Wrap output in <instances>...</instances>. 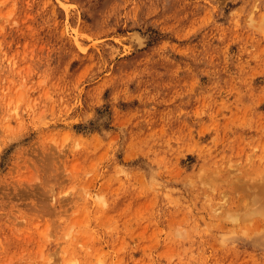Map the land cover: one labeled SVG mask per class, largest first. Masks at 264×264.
<instances>
[{"label": "rangeland", "instance_id": "obj_1", "mask_svg": "<svg viewBox=\"0 0 264 264\" xmlns=\"http://www.w3.org/2000/svg\"><path fill=\"white\" fill-rule=\"evenodd\" d=\"M0 264H264V0H0Z\"/></svg>", "mask_w": 264, "mask_h": 264}]
</instances>
